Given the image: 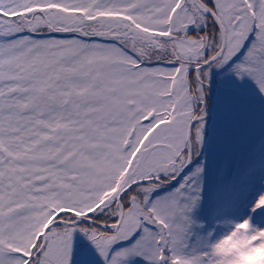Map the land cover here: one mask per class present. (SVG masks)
Listing matches in <instances>:
<instances>
[{"label": "snow or ice", "instance_id": "1", "mask_svg": "<svg viewBox=\"0 0 264 264\" xmlns=\"http://www.w3.org/2000/svg\"><path fill=\"white\" fill-rule=\"evenodd\" d=\"M0 264H264V0H0Z\"/></svg>", "mask_w": 264, "mask_h": 264}]
</instances>
